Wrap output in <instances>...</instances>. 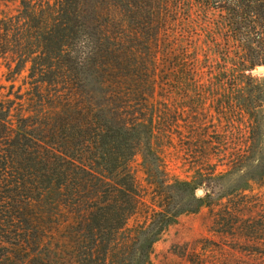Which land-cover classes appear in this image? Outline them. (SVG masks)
Masks as SVG:
<instances>
[{
	"label": "trees",
	"instance_id": "trees-1",
	"mask_svg": "<svg viewBox=\"0 0 264 264\" xmlns=\"http://www.w3.org/2000/svg\"><path fill=\"white\" fill-rule=\"evenodd\" d=\"M0 2L14 7L0 11V64L30 65V85L40 77L63 107L16 127L0 104V239L35 251L45 236L32 204L56 194L79 239L92 241L80 264H133L114 254L126 240L131 255L139 236L137 264H154L155 243L198 211L170 209V192L264 152V77L253 74L264 67V0ZM251 180L257 193L221 198V264H264V165ZM194 246L192 264L220 263Z\"/></svg>",
	"mask_w": 264,
	"mask_h": 264
},
{
	"label": "rangeland",
	"instance_id": "rangeland-1",
	"mask_svg": "<svg viewBox=\"0 0 264 264\" xmlns=\"http://www.w3.org/2000/svg\"><path fill=\"white\" fill-rule=\"evenodd\" d=\"M8 5L6 7L0 2V11L14 8L11 4ZM37 32L42 34L43 30ZM260 67L263 69L257 67L253 74L264 77V67ZM29 68L30 65L25 66L24 62L13 63L9 59L1 60L0 64V104H7L8 108L4 112L11 111L10 119L13 120L16 127L22 124L23 119L29 124L46 122L63 108L61 100H53V95L56 94L55 89L44 83L40 77L34 80L39 83V87L30 85ZM259 114L264 115V108L259 110ZM261 120L264 125V118L262 117ZM139 162H141L140 157L134 164L135 170L138 171L137 176L142 186L147 187ZM262 165H264V152L256 154L254 159L247 163L241 171L227 172L223 177L215 180L197 176L187 192H170V209L198 208V211L182 214L163 237L155 243L152 253L154 264H192L189 254L195 247L194 245H198L196 247L198 252H207L221 264V233L215 232V230L221 231V226L215 227L214 225L215 216L218 214L221 218V198L224 197L226 202V198L241 190H246L249 193L251 189H254V194L257 193L259 190L251 178L258 176ZM179 166L180 164L172 160L171 167L175 173L186 178ZM193 174L190 173L188 180H193ZM149 206H151V202H149ZM32 210L43 227L45 237L42 240H32L37 243V247L35 251L29 252L15 251V248L7 243L20 240L0 239V264H21L19 262H25L24 264L40 262L45 264H80L79 256L83 252H87L85 245L91 244L92 241L79 239L76 220L60 205L57 195L45 194L32 204ZM144 216H146L144 212L134 216L129 221L128 228L132 229L138 223H142ZM127 234L128 232L122 231L120 236L125 237ZM138 238L139 243L135 246L136 251L131 255L124 252L123 245L126 240H119L122 243L114 254L116 259L129 257L131 263L137 264V250L146 243L142 236Z\"/></svg>",
	"mask_w": 264,
	"mask_h": 264
},
{
	"label": "water",
	"instance_id": "water-1",
	"mask_svg": "<svg viewBox=\"0 0 264 264\" xmlns=\"http://www.w3.org/2000/svg\"><path fill=\"white\" fill-rule=\"evenodd\" d=\"M260 69H263L262 67H259Z\"/></svg>",
	"mask_w": 264,
	"mask_h": 264
}]
</instances>
